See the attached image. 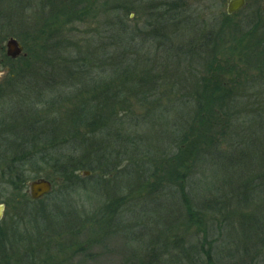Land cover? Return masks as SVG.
I'll list each match as a JSON object with an SVG mask.
<instances>
[{
  "label": "rangeland",
  "instance_id": "obj_1",
  "mask_svg": "<svg viewBox=\"0 0 264 264\" xmlns=\"http://www.w3.org/2000/svg\"><path fill=\"white\" fill-rule=\"evenodd\" d=\"M33 1L0 0V40L9 39L12 33L21 31L19 29L24 26L22 30L27 31L28 36H23L20 41L18 40L19 43L22 42L29 46L31 40V45L35 49V46L38 45L35 39L39 38L41 35L39 31L43 30L44 46L49 47L56 44L58 52L52 49L46 56L42 57V71H48L44 73V77L49 79L48 81L51 83L41 84L40 81H37V77H30L32 79L28 80L27 83L26 81L18 82L14 85L9 82L7 73L10 72V68L6 66L7 60L0 52V119L9 120L10 123L4 132L5 135L2 136L4 138H0V144H2V151H0L2 157L0 159L8 156L10 160H17L16 165L26 170L30 168L31 170L26 172L29 182L36 179L50 181L48 174L51 173L55 189L53 194L41 202L36 203L29 199L28 204L24 205L25 212L15 214V210L9 207L10 211L5 214L0 226L9 225L11 222L12 224L22 223L24 230L30 229L36 233L33 238L37 241L43 236L46 238L45 240L50 241L55 239L57 232L61 234L62 231L65 232V234H60L62 238L61 242H58L59 248L49 245L48 247L44 246L41 250L44 257L53 258L49 261L52 263L47 264H140L145 259L144 256L150 254L151 251L153 254L155 250L159 249L157 253L161 256L160 258H165L164 262L171 264L170 258L177 254V250H173L171 244L172 238L173 235L181 236L183 228L181 227L175 234L170 231L173 229L172 223H175L174 220L179 217V209L171 210L172 198L167 196L165 188H154L153 170L155 169V162L152 160L153 163L149 164V156L152 158L157 153L155 158L157 159L163 152H166L167 145L165 146L163 143H166L167 140H159V136L164 135L169 128H166L162 122L154 125L151 122L152 116L158 110H164L163 108L169 106L170 100L175 96L171 91L175 85L177 87L174 89L177 92L178 90L184 92L185 86L190 88L192 85L199 90L203 86L204 77L209 76L205 66L210 60L213 61L211 64L215 70L213 73H216L220 68L221 73L226 75L222 76L224 78L223 83L228 82L230 84L228 86H231L238 76L237 70L243 72L253 70V65L248 67L247 64L244 65L239 62V56L242 50L245 54V60L252 61L255 54L249 46L259 40L264 43V0H246L245 7L233 15L227 14V4L230 0H128L129 2H126L129 5H123L130 10L120 17L126 26V34H121L120 26L112 21L107 12H104L103 7H105L106 0H86L89 7L87 14L81 12L73 20H66L63 17L59 21L55 18L57 16L50 15L49 17L47 6H45L47 8L43 7L39 11L32 3ZM49 2L52 3L53 7H58L57 0H49ZM21 4L24 5L22 9L19 8ZM173 4L179 12H182V20L178 23H172L171 30L163 33L168 36V39L159 37L157 41H154V38H151V45H148L138 58L140 61H144L145 57H149L152 61V58L155 59L158 54L159 62L163 66L171 60H175L163 52L168 40L175 41L176 47L188 48V53L191 52L195 55L189 64L186 62L187 66L183 64L178 68L177 79L173 80L168 76L167 80L165 78L160 79V83L156 84L154 93H156L155 96L161 97L158 98L161 102L160 107L157 106L156 110L149 111V103H145L144 98L154 94L151 91L146 92V95L141 89L138 91L134 89L127 93L124 90L125 95L122 97L125 98L122 101L114 99L116 100L114 103L119 106L117 113L114 118H109V120L105 117L106 121L104 120L103 123L105 127L102 126V130L105 128L107 132L103 131L108 135H98L102 137H98L100 141H97L99 144L101 143L100 148L104 150V163L103 158L97 160L95 156H92V152H86L87 144H92L93 141L98 140L92 138L94 137L92 132L83 128L77 129L75 127L74 129V126L71 125L66 127L65 138L57 137V132L62 129L60 122L63 115L71 109H76V104L88 98L96 101L93 94L98 93L97 90L99 89H95L97 85L93 84L107 82V79L103 77L101 79L99 71L98 73L87 69L86 71L81 69L80 71L76 69L73 71L65 65L58 64H53L55 71L51 67L48 68L55 73L52 76V74H48L51 72L44 66L52 65L49 62L54 57H58L57 60L62 62L72 59L82 60L83 57L77 52L79 50L83 51L82 55L85 58L92 52L97 55L103 54L105 59L108 55L113 56L116 51L112 48L118 49V47L113 46L112 40H108L114 32L113 28L117 29L115 32L117 35H113L119 37L123 35L131 37L133 35L137 38L139 29L142 34L148 36L158 24L163 22L168 24L170 21L169 13ZM36 13L38 15H35ZM35 17H42V26H39V21H33ZM54 28L57 29L52 31ZM123 28L125 27L123 26ZM130 37L123 42L121 50L118 49L119 55L124 54V59L126 52H129L133 58L135 53L138 54V50H140L139 47L137 51L134 50L131 53L130 49H132L133 43L130 47H126ZM137 39L139 42L142 40V38ZM209 39H213V41L208 42ZM6 43L7 41L5 46ZM23 53L21 57H26V52ZM213 56L217 62L213 60ZM175 58L178 62L182 61L178 55ZM166 60L168 62H165ZM135 61L137 62V60ZM139 64L141 65V63ZM252 64H255L254 61ZM149 69L152 70L151 77H158V71H161L155 67ZM234 69H237L232 73L234 80L229 82L228 74ZM138 70L134 71L136 76L132 83H126L123 79L120 82L114 81L111 85L117 86V90L121 87L131 89L130 84L136 86L140 78L147 76L146 73ZM192 70L200 73H192ZM63 71L65 72L63 73ZM219 74L213 75L211 80L216 81L220 77ZM94 78L97 79L94 80ZM246 81V79L240 78L238 84L244 85ZM143 86L144 84L140 85V87ZM61 87H64V90H61ZM63 93L65 94L64 98L59 99L58 96H62ZM154 98L153 96L151 101ZM102 105L104 106V104ZM124 110L126 112H123ZM141 112L149 115L145 117L143 114L140 118L143 119L139 122L137 116L141 115ZM150 115L152 116L149 117ZM23 116H27V122L21 121ZM33 117H37L39 122L28 120ZM40 120L42 121L40 122ZM147 124L153 127H149ZM100 132L101 130H98L95 134ZM150 138L151 140H149ZM29 140L31 143L33 142V145L34 142L40 141L45 149L43 154L31 156L24 152L23 146L30 145ZM52 140L55 141L52 142ZM82 141H87V144H83L84 147L81 144ZM159 142L160 144L157 146ZM42 156V164L39 162L31 168L32 158ZM44 157L48 158L45 159ZM72 158L80 162L79 165L83 162L84 167L89 166L90 168H80L76 173L78 178L74 183L60 186V179L55 177L52 167L59 163L62 166L63 163ZM45 160L49 162H45ZM4 166L2 164V167ZM86 172L89 174L85 175ZM201 173L202 170L199 172L198 169L196 174L198 179L202 176ZM1 174L0 169V194L3 193L0 195V205L11 203L18 198L16 194H13V191L12 194L4 193L5 188L2 186ZM36 175L38 176L36 177ZM206 188L207 185L204 182L193 186L192 200L200 202H196L199 205L204 204V200H199L205 199ZM220 189L218 193L222 192ZM26 191L25 188L15 192L26 193ZM262 200L255 203L262 202ZM14 204L13 206H15ZM240 208L237 213L243 214L249 219L254 218L261 225V228H258V235H255L257 243L252 240L253 243H250L247 240V246L250 254L258 252L254 262L264 264L263 204L262 206L243 204ZM214 215L211 213L209 218H216ZM233 217H235V221L238 220V215ZM23 220L26 221L25 225ZM175 227L176 225H174ZM69 228L70 230H68ZM68 231L70 236L67 234ZM230 231V228L222 229L221 235L219 236L218 233L216 236L219 238L217 246L224 249L223 257H226L224 264H250V260L245 258L246 256L240 255L239 244L236 245L233 241L236 240V237L231 238ZM198 232V229L193 228L189 233L192 236ZM69 240H72L73 244L69 243ZM191 244L193 243L190 242ZM180 246L184 247V244H180ZM232 254L233 256L230 257Z\"/></svg>",
  "mask_w": 264,
  "mask_h": 264
},
{
  "label": "trees",
  "instance_id": "obj_2",
  "mask_svg": "<svg viewBox=\"0 0 264 264\" xmlns=\"http://www.w3.org/2000/svg\"><path fill=\"white\" fill-rule=\"evenodd\" d=\"M120 1L122 0H106L103 9H105L104 12H107L110 18H112V21L120 26L119 29H121V34H126V26L123 19L120 17L127 14L130 8H125L129 5L126 2L128 0ZM57 2L58 7H53L49 0H34L32 3L39 11L41 8L47 6L49 17L50 15L57 16L55 17L57 21L63 17L66 20H73L79 13L84 12L87 14L89 10L86 0H57ZM23 6L24 5L21 4L19 8L22 9ZM171 13L172 15L170 16ZM181 13L182 12L177 10L175 4H173L169 13V26H167L168 24L166 22L160 23L158 26L154 27L151 34H148V36L142 34L139 29L137 38H142L140 42L133 35H131V37L128 35H123L121 37L116 36L117 33L115 32L117 29L112 27L114 31L113 34L116 35L112 34L113 36L111 35L108 40H112L113 46L121 50L123 42L127 41L128 37H130V41L126 46L130 47L133 43L132 49L129 48L131 50L130 52L132 53L134 50L137 51L140 47L138 54L135 53L134 59L129 52L125 53L124 59V54L119 55V50L117 49V51L116 48H112L116 53H113V56L108 55L106 59L103 54L97 55L94 52L87 55L85 58L82 55L83 51L79 50L77 52L83 57L82 60L72 59L62 62L57 60L58 57H54L49 62L52 65H45V69L49 70L48 68L51 67L54 71L55 66L53 64L65 65L73 71L75 69L78 71H80V69L86 71L87 69L95 73L99 71L101 75L100 78L102 79L103 77L107 79V82L93 84L97 85L95 89H99L97 90L99 91L98 93H94V96L92 95L95 97L96 101L88 98L76 104V109H71L63 115L60 122V127H62V129L57 132L59 134H57V137H64L67 133L66 127L71 125L72 127L74 126V129L75 127L77 129L83 128L88 130V132H92L94 136L92 138L98 140L93 142L90 140L92 144H87V141H82L83 143L81 142V144L83 147L84 143L87 144L86 152H92V156H95L97 160L103 158L104 163V150L100 148L101 143L99 144L97 141H100L99 138L102 137L98 135H108L105 128L103 130L106 132L102 130L104 120L106 121L105 117L109 120V118H114L117 113V107L119 106L114 103L116 101L114 99L122 101L125 98L122 97L125 95L124 90L125 93H127L134 89H137V91L141 89L145 94L151 91L154 94L153 96L155 98L152 99V101L151 98L153 96H148L146 94L147 97L144 98L146 101L145 103H149V111L155 109L157 106L160 107L159 104L161 102L158 98L161 97L155 96L156 93H154L156 84L160 83V79L165 78V80H167L168 76L173 80L177 79L179 75L176 74L179 73L178 68L183 64L186 65V62L189 64L194 57L195 54L191 52L188 53V48L176 47L177 44L175 41L168 40L169 42L167 41V46H165L163 52L166 56L170 55L175 60H171L170 62L166 60L165 62H168V64L163 66V64L159 62L160 58L158 54L155 59L154 57L152 58V61L149 57H145L144 61H140L138 58L139 54L142 53L148 45H151L153 38L154 41H157L159 37L168 39V36L163 33L171 30L172 23H178L182 20ZM35 15L38 14L36 13ZM39 15L42 16L40 13ZM33 21H39V26L43 25L42 17H35ZM123 26L125 28H123ZM23 27L19 30L23 31ZM55 29L57 28H54L52 31ZM21 31L12 33L11 37L20 41L23 36H28L26 33L27 31H23L22 33ZM42 32L43 30H40L39 33L41 35L39 38L35 39L37 40L36 44H38L35 46V49L31 45V40L29 46L21 42L25 48L26 57L13 60L2 53L4 59L7 60L6 66L10 68L7 77L9 78V82L13 83V85L18 82L26 81L27 83V81L33 77H37V81H40L41 84L50 82L48 81L49 79L44 77V73L48 71H42V57L46 56L52 49L56 52H58V50H56V44L49 46L50 48L47 45L44 46L42 37L44 32ZM5 40V38L1 39L0 45H2ZM26 40H29V38H26ZM209 41H213V39H209L208 42ZM249 48L250 50L253 49L255 54L254 59L252 61L245 60V54L241 50L239 62L244 65L247 64L248 67L253 65L254 68L251 71L244 72L237 69L231 70L228 74L230 77L229 82L234 80V76H232L234 71L237 70L239 73L231 86H228L230 85L228 82L223 83L224 78L222 76L226 75L221 73L220 68H218L216 73H213L215 71L211 65L213 61L210 60L205 66L209 76L204 77L203 86L200 87L199 90L192 85L190 88L185 86L186 89H184V92H179V90L177 92L174 89V87H177V85H175L172 88L173 90H171L175 96L170 100L169 106L163 108L164 110H158L153 116H149H152L151 122L154 125L162 122L166 128H169L164 135L159 136V140H167L166 143H163L165 146L167 145L166 152H163L157 159H155L158 155L157 153L153 155L152 158L149 156V164L153 163L152 160L155 162V169L153 170V176L155 178L154 188H165L167 196L172 198L170 204L171 210L179 209V217L174 220L175 223H172L171 227H173V229L170 231L175 234L182 227L183 232L181 236L173 235L171 244L173 250H177V254L173 258H170L171 260L168 258L171 264H224V258H226L223 257L224 249H222L221 246H217V240L219 238L216 236L218 233L219 236L221 235L222 229L225 230L228 228L231 229V238L236 237V240L233 241H235L236 245L239 244L241 250L240 255L243 257L246 256L245 258L250 260V264H256L254 260H256L255 255L258 252L250 254L247 240L250 243H253L251 240L257 243L255 240L257 237L255 238V235H258V228L260 229L261 225L257 223V220H254V218L249 219L247 216L237 213L238 209H241L240 206H243V204L260 206L263 204L264 207V43L259 40L254 42ZM246 52H249V50H246ZM177 55L182 58V61H179L181 63L175 58ZM135 60H137V62ZM213 60L217 62L214 56ZM253 61L255 64H252ZM139 63H141V65ZM146 63H148V66H146ZM154 67L161 69V71H158V77L150 76L152 70L149 68L154 69ZM52 70H49L51 73L48 74H52L53 76L55 73ZM137 70L146 73L147 76H145V78H140L136 86H131L130 84L131 89L121 87L117 90V86L111 85L114 81L120 82L123 79L126 83H132L133 78L136 76L134 71ZM64 72L65 71H63V73ZM68 73L71 74L70 72ZM192 73H196L195 70H192ZM197 73L199 74L200 72L198 71ZM218 73H220V77L216 81H212L213 75H218ZM240 78L247 80L244 85L238 84ZM96 79L97 78H94V80ZM142 84H144V86L140 87ZM60 89L64 90V87ZM64 95L63 93L62 96H58L59 99H63ZM105 101L107 102L104 103ZM102 104H104V106ZM123 112H126V110ZM141 113V115L137 116L139 122L142 121L143 118H140L143 114L145 117L149 115L145 112ZM26 119L27 116H23L21 121H26ZM28 120L39 122L37 117ZM41 121L42 120H40V122ZM57 126L59 127V125ZM148 126L153 127L152 125ZM98 130H101V132L95 134ZM4 135V133L1 134L0 138H4L2 137ZM55 140H52V142ZM149 140H151V138ZM28 142H30V145L23 146L24 152L28 155L37 156L45 150L40 141H36L37 143L34 142V145L33 142L31 143V140ZM159 144L160 142L157 146ZM1 146L2 144H0V151H2ZM0 157H2L1 153ZM16 161L15 159H8V156L0 159V169L2 171L1 178H3L2 186L5 188L4 193L12 194L13 191V194L18 196L13 202L7 203L9 207L14 210L17 207L13 206V204L17 202V199H22V201L29 200L26 193H16L15 191L27 189L29 178H27L26 172L31 170L30 168L26 170L16 165ZM41 162H43V156L40 158H32L31 168L38 163L42 164ZM45 162L49 161L45 160ZM75 162L77 161L72 158L68 162L63 163L62 166H60L59 163L56 164L55 167H52L53 174H55L56 178L60 179V186H62V184L66 186L74 183L76 178H78L76 173L80 168H90L89 166L84 167L83 162L81 165H79L80 162ZM2 164L5 166L2 167ZM199 166L200 168H197ZM198 169L199 172L202 170V176H200L199 179L196 177ZM50 174L51 173L48 174V178L53 182V176L52 174L49 176ZM37 176L38 175H36V177ZM199 181L207 185L205 189L206 193H204V195H206V200L204 198L199 200H204V204L202 205H199L198 203L200 202L192 200L191 198V195H193L192 187L200 185ZM218 188H221L220 190L222 192L218 193ZM54 189L55 187L51 194L54 193ZM224 190L227 191L225 192ZM260 195L261 197H259ZM261 199H263V203H255ZM262 210L264 211V208ZM211 213L215 214L214 216L216 218H209ZM236 215H238L237 221H235V217H233ZM174 225H176L175 228ZM193 228L198 229L199 232L191 236L189 232ZM190 242L193 244L190 245ZM180 244H184V247H181ZM159 250H155L153 254L152 251L150 254L148 253V255L144 256V262L142 260L140 264H166L164 262L165 258L161 259V256L158 255L157 252ZM232 256L233 254L230 257Z\"/></svg>",
  "mask_w": 264,
  "mask_h": 264
},
{
  "label": "flooded vegetation",
  "instance_id": "obj_3",
  "mask_svg": "<svg viewBox=\"0 0 264 264\" xmlns=\"http://www.w3.org/2000/svg\"><path fill=\"white\" fill-rule=\"evenodd\" d=\"M12 38L16 39L14 37H10L9 39L5 40V42ZM16 40L18 41V39ZM5 42L2 45H0V52L7 55V48L5 46ZM23 50L25 51L24 48ZM9 124H10L9 120L0 119V135L3 134L7 130V127L9 126ZM26 194L28 195L27 191H26ZM49 195H51V193ZM49 195H46L39 200H32L29 195L28 197L29 199L32 200V202L38 203V202H41L44 198L48 197ZM27 204H28L27 201L25 200L22 201V199H17V202L14 204L17 207L14 213L19 214V213L25 212L24 205H27ZM1 205L4 208L3 216H2V219H3L5 214H7V212L10 211L9 210L10 208L7 203H2ZM22 222L25 225L26 221L23 220ZM18 224H14V223L12 224L11 222L9 223V225L0 226V264H47V263H52L49 261L53 260V258L50 259L48 257H44L42 255L41 250H43L44 246L48 247L49 245H53L55 248H59L58 242H61L60 241L62 238L60 236L61 233L57 232V235L55 236V239L53 240L47 241L45 240L46 238H44L43 236L42 239H39L37 241L35 238H33V236L36 235L34 231H31L30 229L24 230V227L22 228L23 226L22 223L19 225ZM68 230H70V228ZM63 233L65 234V232L62 231V234ZM67 234L70 236L69 231L67 232ZM68 242L73 244L72 240H69ZM60 247H63V246H60Z\"/></svg>",
  "mask_w": 264,
  "mask_h": 264
},
{
  "label": "water",
  "instance_id": "obj_4",
  "mask_svg": "<svg viewBox=\"0 0 264 264\" xmlns=\"http://www.w3.org/2000/svg\"><path fill=\"white\" fill-rule=\"evenodd\" d=\"M246 5V0H230L227 4V14L233 15L243 9ZM7 55L11 59H17L24 53L22 45L16 39H10L6 43ZM89 173L86 172L85 175ZM53 190V184L46 179H38L27 183V193L32 200H39L46 195H49ZM3 206L0 205V221L3 216Z\"/></svg>",
  "mask_w": 264,
  "mask_h": 264
}]
</instances>
